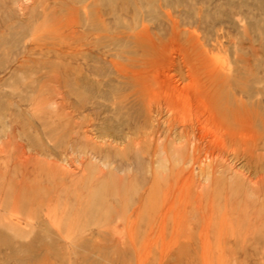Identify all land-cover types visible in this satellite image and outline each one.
Masks as SVG:
<instances>
[{"label":"rangeland","instance_id":"374dc122","mask_svg":"<svg viewBox=\"0 0 264 264\" xmlns=\"http://www.w3.org/2000/svg\"><path fill=\"white\" fill-rule=\"evenodd\" d=\"M12 1L0 264H264V0H50L26 18ZM64 5L73 40L51 22ZM207 91L253 120V161L221 146ZM200 122L211 131L188 142L181 127ZM196 143L225 166L202 171Z\"/></svg>","mask_w":264,"mask_h":264},{"label":"bare ground","instance_id":"6f19581e","mask_svg":"<svg viewBox=\"0 0 264 264\" xmlns=\"http://www.w3.org/2000/svg\"><path fill=\"white\" fill-rule=\"evenodd\" d=\"M12 1V0H11ZM89 1V0H88ZM13 2V1H12ZM15 3H16V5H18V7H19V10H20V12H21V15L20 16H23V17H31L32 15H33V13H34V11H43V12H46L47 10H49L50 8H51V5L53 4H51V1L50 0H15ZM83 3V2H82ZM81 4V3H80ZM90 5V4H89ZM88 5V6H89ZM65 6V5H64ZM70 6V5H69ZM81 6V5H80ZM17 7V8H18ZM66 8H67V6H65ZM86 7V6H85ZM94 7V6H93ZM99 7V6H98ZM65 8V12H66V14L65 15H55V13L57 12H54V14L52 15V20H51V22H53V25L55 26V28H54V30L55 31H57L58 30V32H59V30H61V29H66L68 32H67V34H69V36L71 35V36H73L74 34H76V32H77V34H78V30L76 31L75 30V24H78V22L76 23V13H78V11H77V9L74 7H69V8H67L66 9ZM91 9V8H90ZM93 9V8H92ZM54 10V9H53ZM56 10V9H55ZM51 11V10H50ZM60 13V12H59ZM61 13H62V11H61ZM46 16H48V15H46ZM100 21V20H99ZM40 24V23H39ZM39 26V25H38ZM77 27V26H76ZM65 30V31H66ZM64 31V32H65ZM53 32V31H52ZM51 33V32H50ZM54 33V32H53ZM66 33V32H65ZM52 34V33H51ZM80 34V33H79ZM66 36H68V35H66ZM71 36L69 37V38H71ZM59 37V36H58ZM79 38V37H78ZM72 39V38H71ZM36 39H35V37H32V38H30V47H32L33 45H35V46H38V47H40L39 45H40V43H36V41H35ZM49 40V39H48ZM66 40V39H65ZM69 40V39H68ZM73 40V39H72ZM77 40V39H76ZM79 41H80V39H78ZM67 41V40H66ZM39 42H40V40H39ZM61 42V41H60ZM81 42V41H80ZM42 44H43V42H42ZM52 44V43H51ZM57 44V43H56ZM55 44V45H56ZM60 44V43H59ZM74 44V43H73ZM146 44V43H145ZM67 45V44H66ZM69 45V44H68ZM156 46V45H155ZM80 47V46H79ZM82 47V46H81ZM42 48V47H41ZM45 49H47V48H45ZM32 50V49H31ZM42 50V49H41ZM69 50V49H68ZM53 51V50H52ZM28 52V51H27ZM76 53V52H75ZM71 54V53H70ZM28 55V54H27ZM143 71H145V70H143ZM141 73V72H140ZM142 81V80H141ZM146 82V81H145ZM204 89V88H203ZM206 90V89H205ZM208 91H210V90H208ZM208 91L207 92H205V94H206V96H205V94H203L204 95V97H206L205 99H208L207 101L208 102H210V104L209 103H207V104H209L210 106H209V110H207V108H206V110L208 111V114H209V117H207V119H204V118H206L205 116H204V120L205 121H207L208 122V124H211L216 130V133L217 132H219V131H223L222 133H225V134H223V135H221L222 133L221 132H219V133H217V135L218 134H220L219 136H221V138L223 137V139H221V140H219V142L221 141L222 142V144H221V146H223L224 148H225V145L227 146V144H225L224 145V143H225V139L226 138H224L225 136H227L228 137V139L230 140V142H233L234 144H238L239 145V143H240V145H241V147H244V149L242 150L243 151V157L244 158H248L249 159V157H254L253 155H254V153L256 152V150L258 149V143H259V136H258V134L255 132V131H253V127H254V125H253V120H251V118H249V116L248 115H246V113H244V111H240L239 109H237V105H236V108H233V107H229V106H227V107H222L221 106V104H219V103H217V99H216V101L214 100V97H216L215 95L214 96H212L211 94H208ZM200 92H204V91H200ZM199 92V93H200ZM209 93H211V91L209 92ZM202 94H199L200 96H203ZM198 95V94H197ZM218 95H219V93H218ZM199 96V97H200ZM198 97V98H199ZM197 98V99H198ZM187 99V98H186ZM203 99V98H202ZM203 101H204V99H203ZM203 101H201V103H204ZM206 101V102H207ZM226 102V101H225ZM189 103V102H188ZM234 103V102H233ZM206 104V103H205ZM205 104H202V105H205ZM206 104V105H207ZM229 104V103H228ZM236 104V103H235ZM198 105V104H197ZM232 105V104H231ZM189 106V105H188ZM241 106V105H240ZM205 108V107H204ZM205 111V110H204ZM205 115H207V113L205 114ZM253 119V118H252ZM201 120V119H200ZM202 121V120H201ZM206 122V123H207ZM210 122V123H209ZM197 123V122H196ZM200 124V125H199ZM198 125H196V124H192V125H190V126H186V125H183L182 127H181V131H180V134L182 135V136H185V137H187V139H188V142H190V141H192V140H190V139H193V137L195 138H197V139H201L202 140V133H204V131H205V135H207V131H211L210 129L211 128H207V125L208 124H206V125H202V124H204V122H200ZM211 125H209V126H211ZM255 128V127H254ZM178 131V130H177ZM215 133V132H214ZM203 134V135H204ZM225 135V136H224ZM182 138V137H181ZM169 139V138H168ZM205 139V138H204ZM217 139V138H216ZM219 139H220V137H219ZM206 141V140H205ZM194 141H192V143H193ZM217 142H218V139H217ZM218 142V143H219ZM170 143V142H169ZM211 143H212V141H211ZM204 144V143H203ZM205 145V144H204ZM217 145V144H216ZM230 145H232V143L230 144ZM237 145V146H238ZM239 145V146H240ZM170 146H172V145H170ZM179 146V145H178ZM186 146V145H185ZM210 146V145H209ZM229 146V145H228ZM238 146V147H239ZM166 147V146H165ZM208 147V146H207ZM207 147H206V149H207ZM222 147V148H223ZM232 147H234V145L232 146ZM180 148V147H179ZM178 148V149H179ZM200 148H202V147H200V145L199 144H197L196 143V146L193 148V150L196 152H198V154H196V160H197V162H199L200 163V167L202 168V171H206L207 169L208 170H210V171H212V174L213 173H215V172H218V170L220 169V168H223L224 166H225V163H226V161L225 160H222V159H220V161H218L219 159H218V157H212V161H209V163H207L208 165H206V163H204V159H203V156H202V150H200ZM227 148V147H226ZM168 149V148H167ZM171 149H172V147H171ZM177 149V150H178ZM181 149V148H180ZM179 149V150H180ZM205 149V150H206ZM220 149V148H219ZM242 149V148H241ZM177 150L175 151V152H177ZM186 150V149H185ZM240 150V149H239ZM174 151V150H173ZM208 151V150H207ZM258 151V150H257ZM209 152V151H208ZM208 152L206 153L207 155H208ZM260 152V151H259ZM259 152H257L258 154L257 155H259L260 153ZM210 153V152H209ZM178 155V154H177ZM179 155H180V153H179ZM184 155V154H183ZM232 155V154H231ZM239 155V154H238ZM182 156V155H181ZM205 156V155H204ZM211 156V155H210ZM260 156V155H259ZM189 157V156H188ZM187 157V158H188ZM226 157V156H225ZM257 157V156H256ZM193 158V157H192ZM207 158V157H206ZM223 158V157H222ZM250 158V159H251ZM160 159V158H159ZM224 159V158H223ZM247 159V160H248ZM222 160V161H221ZM252 161H253V158L251 159ZM207 161V160H206ZM225 161V162H224ZM257 162V161H256ZM246 163V162H245ZM204 164H205V166L207 167V168H205V166H204ZM229 164V163H228ZM256 165V164H255ZM226 166H228V165H226ZM232 167V166H231ZM221 170V169H220ZM219 170V171H220ZM227 171L229 170V169H226ZM255 170V169H254ZM256 170H257V168H256ZM256 172V171H255ZM236 173V172H235ZM240 173V172H239ZM262 173V172H261ZM210 174V173H209ZM237 174V173H236ZM233 175V174H232ZM243 175V174H242ZM264 175V174H263ZM209 176V175H208ZM244 176V175H243ZM246 176V175H245ZM227 177V176H226ZM236 177H238V175H236ZM206 178V177H205ZM248 178V177H247ZM251 179V178H250ZM260 179H262V178H260ZM239 180V179H238ZM241 180V179H240ZM208 181V180H207ZM244 181H246V180H244ZM249 182V181H248ZM251 182V181H250ZM261 182V181H260ZM260 182H258L257 181V183H260ZM233 183V182H232ZM246 183V182H245ZM253 183V182H252ZM254 184H255V182H254ZM262 184V183H261ZM251 185V184H250ZM257 185V184H256ZM264 185V184H263ZM210 187V186H209ZM257 190H258V188L259 187H255ZM254 188V190H256ZM260 188H261V186H260ZM259 188V189H260ZM250 191V190H249Z\"/></svg>","mask_w":264,"mask_h":264}]
</instances>
